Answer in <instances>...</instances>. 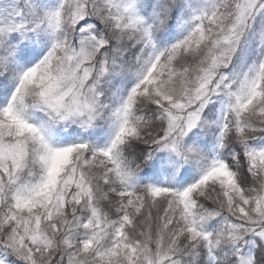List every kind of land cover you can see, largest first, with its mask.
I'll list each match as a JSON object with an SVG mask.
<instances>
[{
	"label": "snow or ice",
	"instance_id": "snow-or-ice-1",
	"mask_svg": "<svg viewBox=\"0 0 264 264\" xmlns=\"http://www.w3.org/2000/svg\"><path fill=\"white\" fill-rule=\"evenodd\" d=\"M0 264H264V0H0Z\"/></svg>",
	"mask_w": 264,
	"mask_h": 264
}]
</instances>
